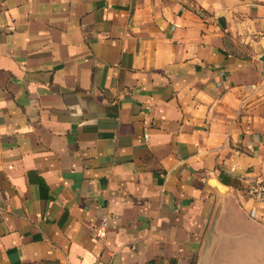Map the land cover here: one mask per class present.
<instances>
[{"label": "crops", "instance_id": "crops-1", "mask_svg": "<svg viewBox=\"0 0 264 264\" xmlns=\"http://www.w3.org/2000/svg\"><path fill=\"white\" fill-rule=\"evenodd\" d=\"M263 56L264 0H0V264H264Z\"/></svg>", "mask_w": 264, "mask_h": 264}, {"label": "built area", "instance_id": "built-area-1", "mask_svg": "<svg viewBox=\"0 0 264 264\" xmlns=\"http://www.w3.org/2000/svg\"><path fill=\"white\" fill-rule=\"evenodd\" d=\"M197 13L203 17L201 11H198ZM245 194L250 198L256 199L260 203H264V181L260 178L250 179L245 188Z\"/></svg>", "mask_w": 264, "mask_h": 264}, {"label": "water", "instance_id": "water-1", "mask_svg": "<svg viewBox=\"0 0 264 264\" xmlns=\"http://www.w3.org/2000/svg\"><path fill=\"white\" fill-rule=\"evenodd\" d=\"M261 61L263 62V73H264V56L261 58Z\"/></svg>", "mask_w": 264, "mask_h": 264}]
</instances>
